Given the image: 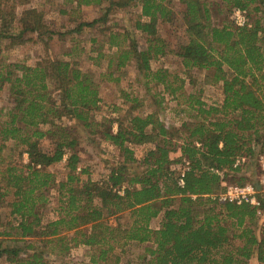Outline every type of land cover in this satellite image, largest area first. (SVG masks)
Instances as JSON below:
<instances>
[{
    "label": "trees",
    "instance_id": "16d2710c",
    "mask_svg": "<svg viewBox=\"0 0 264 264\" xmlns=\"http://www.w3.org/2000/svg\"><path fill=\"white\" fill-rule=\"evenodd\" d=\"M177 2L175 13L171 0H66L71 6L60 11L63 15L80 13L83 7L103 9L99 18L78 23L71 34L94 29L125 8L138 9V14L130 29L101 28L102 40L89 39L95 49L73 46L63 57L34 66L3 61L0 47V91L6 89L8 103L0 109V154L11 142L19 158L27 156L26 163H6L0 156V205L8 209L11 223L0 237L13 244L0 243V264H48L49 256H65L76 247L87 249L89 264H118L129 245L143 246L141 264H249L252 259L264 264V198L257 217L247 205L207 197L221 191V182H256V160L264 148V0ZM26 5L28 0H0L5 49L26 43V34L47 41L61 36L49 31L42 12ZM18 7H23L20 13ZM236 8L247 12L249 27L236 28L227 20ZM216 16L223 18L214 21ZM178 18L183 40L172 51L158 31ZM136 33L143 43L134 39ZM82 53L93 67L106 59L104 73L95 78L82 70L77 61ZM168 54L179 60L185 74L204 72V84H219L221 100L207 104L199 93L185 95L183 78L151 68V62ZM131 63L144 86L161 88L152 96L155 106L162 109V95L186 106V121L179 127L166 126L159 112L140 114L141 100L122 91L121 105L130 106L128 114L119 115L115 105L110 111L117 118L95 119L104 106L102 84H118L120 77L114 74ZM75 128L118 151L121 160L101 180H92L88 168L79 167ZM45 139L48 151L40 148ZM139 146L149 148L137 159L132 148ZM237 157L247 159L250 174H245V164L234 167ZM183 160L188 171L179 187L172 166ZM61 162L65 176L57 180L48 169ZM52 199L56 217L44 222L43 211ZM120 216L126 221L120 222Z\"/></svg>",
    "mask_w": 264,
    "mask_h": 264
},
{
    "label": "rangeland",
    "instance_id": "374dc122",
    "mask_svg": "<svg viewBox=\"0 0 264 264\" xmlns=\"http://www.w3.org/2000/svg\"><path fill=\"white\" fill-rule=\"evenodd\" d=\"M71 5L66 3V0H28V5L26 8H34L43 13L44 22L49 28V31L61 34V36L54 35L52 40L47 41L41 38L40 40L36 39L33 35L26 34L24 36L27 39V42L23 45H16L5 49L4 46L7 44L6 41H0V47L2 51V59L7 63H17L23 64L26 66H34L36 63L44 59L55 58L57 56H62L73 46H77L78 49L88 50L89 48H96L97 46H91L89 44V39L92 37H97L100 40L103 39L100 34L101 28H111L114 30H121L122 28L130 29L134 17L138 14V9L130 8L116 11L109 15L108 20L105 23H102L95 27L94 29H85L81 34L70 33L78 23L80 22H91L92 20L99 18L103 13V9L100 7H83L80 13H75L71 15L60 14L61 10H68ZM170 6L172 7L175 13L179 12L180 6L177 0H171ZM23 7L16 8L17 13H20ZM230 14V13H229ZM229 14L226 16L227 20L230 21ZM223 17L216 16L214 21H220ZM158 35L164 39L167 44L168 50H176L177 45L183 40V26L178 18L173 26L162 25L159 28ZM134 39L138 43H143L141 36L136 33ZM72 40V41H71ZM7 46V45H6ZM103 51L107 53L106 48H103ZM94 56V55H93ZM63 57V56H62ZM77 61L80 64L82 70L90 71L95 78L99 73H104L106 66V59L100 61L99 67H93L91 62L86 60L85 53L79 54ZM151 68L153 70L158 68L167 69L169 72L177 74L184 79V93L195 94L199 93L201 99L204 101L217 102L220 95L219 84L209 85L204 84V72L191 71L188 74H185L182 71V68L179 64V60L173 55L168 54L158 61L151 62ZM115 77H120L118 84L109 82L102 84L100 88V96L103 99V109L101 112H98L94 115L96 120H101L102 117L115 119L118 117L115 113H111V107L115 106L120 107L121 112L119 115L125 117L130 111V106L121 105L120 91L125 93H133L134 96H137L141 100V106L138 108L140 114H146L151 112H159V119L166 125L170 127L177 128L181 120L186 118L187 109L185 105H178V102L172 100L167 95L163 96V102L161 105L162 109L154 105V102H158L153 99V94L161 91V88L149 84L147 87L143 85L141 72L137 71L134 63L129 64L121 72H116ZM204 84V85H203ZM155 93V94H156ZM154 94V95H155ZM8 107L7 103V91L3 89L0 91V109H5ZM5 111V110H3ZM63 123L71 125L66 121ZM113 130L115 125L112 126ZM74 135L79 138V150H80V166L86 167L89 170L90 178L94 181L101 180L107 173V169L112 166L114 162L120 161L121 158L118 154V151L112 147V145L105 143L99 139V137L86 135L88 132L82 131L79 128H75ZM84 133V134H83ZM91 141V142H90ZM40 148L43 151H48L49 140L45 139L40 142ZM132 148V147H131ZM149 146H139L133 147L135 158L139 159L143 156L145 151ZM19 149H15L11 142L5 143V148L1 152L0 156L7 163L9 160L13 163H17L22 160V163L27 162V156L22 154L19 158ZM64 162L54 165L48 169L49 172L53 173L57 180H63L65 176ZM6 164H3V167ZM180 164L172 166L176 168ZM248 161L243 166L245 174H250L252 168H247ZM135 172H139L140 168L132 165L131 166ZM1 168V167H0ZM55 201L51 200V203L47 205L46 209L43 211L44 217L43 221L53 220L56 217L54 212ZM8 209L5 206L0 205V233L6 230L9 226L10 219L7 217ZM120 222L126 221V218L120 216ZM114 223L113 220H111ZM11 224V223H10ZM153 226L156 225V221L153 222ZM0 243L4 246H12L10 238L0 237ZM143 254V246L129 245L126 246L123 250V254L120 255V261L118 264H141L138 257ZM89 254L86 248L76 247L72 248L68 254L65 256H54L51 255L48 257V264H89ZM111 264V262H107Z\"/></svg>",
    "mask_w": 264,
    "mask_h": 264
},
{
    "label": "built area",
    "instance_id": "2783aa9c",
    "mask_svg": "<svg viewBox=\"0 0 264 264\" xmlns=\"http://www.w3.org/2000/svg\"><path fill=\"white\" fill-rule=\"evenodd\" d=\"M230 22L236 28H246L250 26V20L245 10L232 9ZM199 147L198 144H196ZM247 162L245 157H237L234 167L243 166ZM257 177L255 183H245L243 185L220 183L221 191L210 197L219 203H231L237 206L247 205L255 210L257 217L262 215V205L264 198V148L257 156ZM175 169L178 171L177 185L183 186V176L188 171V162L183 160ZM194 199V197H193Z\"/></svg>",
    "mask_w": 264,
    "mask_h": 264
},
{
    "label": "crops",
    "instance_id": "0c3cea01",
    "mask_svg": "<svg viewBox=\"0 0 264 264\" xmlns=\"http://www.w3.org/2000/svg\"><path fill=\"white\" fill-rule=\"evenodd\" d=\"M204 85V84H203ZM218 87L220 88V85H218ZM203 102H206L207 104H215V103H217V102H219L220 100H221V90H220V95H219V99L217 100V102H214L213 100H211V101H207V100H203V99H201ZM186 121V118L184 119V120H181L180 121V124L182 123V122H185ZM180 124L177 126V127H179L180 126ZM179 156V154H176L174 157H178ZM249 264H259L258 262H256L255 260H250V262H249Z\"/></svg>",
    "mask_w": 264,
    "mask_h": 264
}]
</instances>
